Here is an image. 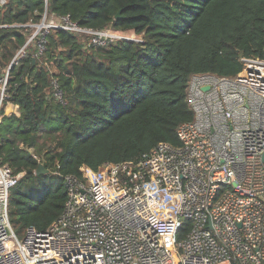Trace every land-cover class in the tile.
<instances>
[{
  "label": "trees",
  "instance_id": "1",
  "mask_svg": "<svg viewBox=\"0 0 264 264\" xmlns=\"http://www.w3.org/2000/svg\"><path fill=\"white\" fill-rule=\"evenodd\" d=\"M48 15L94 31L133 32L139 41L94 46L87 35L51 30L9 76L20 116L0 123V163L24 174L10 194L17 233L48 230L68 203L65 177L82 168L138 161L160 143L181 145L192 122V76L234 78L241 58L264 60V0H8L0 7V74ZM120 13V18L117 15ZM66 105L53 98V81ZM39 162L48 174L35 175ZM186 222L180 238L190 230Z\"/></svg>",
  "mask_w": 264,
  "mask_h": 264
},
{
  "label": "built area",
  "instance_id": "2",
  "mask_svg": "<svg viewBox=\"0 0 264 264\" xmlns=\"http://www.w3.org/2000/svg\"><path fill=\"white\" fill-rule=\"evenodd\" d=\"M14 27L33 33L0 74V123L20 116L8 102L11 67L36 40L43 54L51 30L87 35L97 47L136 41L83 28L47 8L39 23ZM240 61L234 78L192 76L194 119L179 127V147L160 143L138 161L65 177L68 203L46 231L16 234L10 194L24 174L0 163V264H264V60ZM53 90L66 105L55 80ZM186 222L190 230L180 238Z\"/></svg>",
  "mask_w": 264,
  "mask_h": 264
},
{
  "label": "water",
  "instance_id": "3",
  "mask_svg": "<svg viewBox=\"0 0 264 264\" xmlns=\"http://www.w3.org/2000/svg\"><path fill=\"white\" fill-rule=\"evenodd\" d=\"M116 18H117V19L120 18V13L117 15ZM205 90L207 91L208 88H205ZM263 160H264V157H263ZM48 173H49L48 170H46V169L44 168L43 164H39L38 169L35 171V175H37V176H40V175H42V174H48Z\"/></svg>",
  "mask_w": 264,
  "mask_h": 264
},
{
  "label": "rangeland",
  "instance_id": "4",
  "mask_svg": "<svg viewBox=\"0 0 264 264\" xmlns=\"http://www.w3.org/2000/svg\"><path fill=\"white\" fill-rule=\"evenodd\" d=\"M124 36H126V37H128V38H130V39L136 40V41H139V40H140V36H137V35L134 34V33L131 34V35H128L127 33H124ZM115 41H118V40H112L111 42H115ZM15 232H16V230H15ZM16 234L19 236L20 239H23V237H24V235H25L24 232L21 233V234H19V233L16 232Z\"/></svg>",
  "mask_w": 264,
  "mask_h": 264
},
{
  "label": "bare ground",
  "instance_id": "5",
  "mask_svg": "<svg viewBox=\"0 0 264 264\" xmlns=\"http://www.w3.org/2000/svg\"><path fill=\"white\" fill-rule=\"evenodd\" d=\"M128 35H131V34H133V32H130V31H128V32H126Z\"/></svg>",
  "mask_w": 264,
  "mask_h": 264
}]
</instances>
